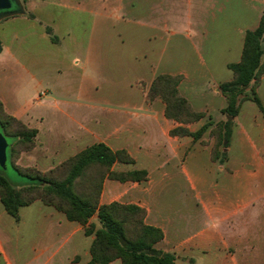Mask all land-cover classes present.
Instances as JSON below:
<instances>
[{
    "label": "crops",
    "instance_id": "1",
    "mask_svg": "<svg viewBox=\"0 0 264 264\" xmlns=\"http://www.w3.org/2000/svg\"><path fill=\"white\" fill-rule=\"evenodd\" d=\"M263 15L264 0H26L21 13L0 21V102L8 115L38 130V148L30 156L41 168L99 143L127 151L148 180L111 184L116 191L111 198L104 191L103 203L121 201L116 193L125 192L129 204L146 210V223L163 230L156 248L174 254L176 264H264V112L252 100L241 101L226 158L215 161V126L200 140L171 136L178 124L166 118L161 99L147 100L142 87L159 75L182 76L179 91L193 110L227 122L220 85L234 79L229 65L241 61L245 36ZM157 38L164 44L155 66L148 57ZM126 47L132 68L123 91L112 94L122 101L108 113L111 126L75 119L70 108L87 107L103 83L114 82L103 78L105 69ZM179 50L191 56L179 60L172 53ZM64 51L81 56L72 63L83 64L78 82L71 76L61 81L62 69L72 74ZM146 74L148 82L142 80ZM53 92L79 103L59 102ZM254 92L264 109V75L247 90ZM45 109L79 126H47ZM193 125L191 132L203 127ZM183 177L187 197L175 204L171 195L183 192ZM20 218L6 212L0 197V264L90 262L93 238L64 213L37 201L21 208ZM29 226L33 234L25 238L20 232Z\"/></svg>",
    "mask_w": 264,
    "mask_h": 264
},
{
    "label": "trees",
    "instance_id": "2",
    "mask_svg": "<svg viewBox=\"0 0 264 264\" xmlns=\"http://www.w3.org/2000/svg\"><path fill=\"white\" fill-rule=\"evenodd\" d=\"M17 11L21 13V9ZM229 69L234 73V79L220 85V90L227 99V107L223 113L229 120L216 124L211 132L215 138L212 150L215 161L221 158L220 148L227 149L230 146L233 120L239 114L241 101L252 100L264 112L256 93L247 94L251 84L254 81L257 83L264 75V15L259 27L246 34L241 61L229 65ZM182 79V76L159 75L148 88L146 98L149 101L161 99L166 105V118L180 124L171 131V136L200 140L213 124H205L197 132L184 127L200 122L205 114L195 112L188 100L181 95L179 87ZM0 132L10 145L7 151L8 161L23 179H10L0 167L1 202L16 222L21 219V208L40 200L64 213L70 222H77L84 227L97 215L101 228L95 230L94 224H90L85 230L86 236H94L90 247L91 260L87 264H112L117 260L121 264H176L174 254L156 248L165 235L162 229L146 223L147 212L144 208L118 202L100 204L103 183L107 178L121 183H142L148 180L146 170L134 169L123 173L113 170L117 163L135 165L127 151H113L103 143L95 144L42 175L23 171L15 165L14 161L21 151L28 152L34 148L39 132L8 115L1 102ZM222 155L225 159V154ZM80 182L87 186L83 193L77 190Z\"/></svg>",
    "mask_w": 264,
    "mask_h": 264
},
{
    "label": "rangeland",
    "instance_id": "3",
    "mask_svg": "<svg viewBox=\"0 0 264 264\" xmlns=\"http://www.w3.org/2000/svg\"><path fill=\"white\" fill-rule=\"evenodd\" d=\"M19 1H20V3L22 5H24L26 0H19ZM137 38H139V36H137ZM119 42H120V44H122V39H119ZM163 44H164V42H162L160 40V38H157V41L153 40V42H152L153 52L148 57V60H151V64L152 65L156 66L157 63L159 62L160 54L162 53L161 49L163 48ZM174 52L178 54V57H179L178 59L179 60L183 59L184 56L186 58V56L188 55L187 53H189L190 56H191V53H190L189 50L172 51V53H174ZM63 53H64V55L69 56V60H70L71 64L73 63V61H74V59L76 57H79V58L81 57L79 54L73 55V52H71V51H64ZM128 53H129L128 47L121 48V50L119 51L120 60L118 62L116 60H114L105 69V70L108 71V76L104 75L103 78L107 79V77H108L109 80L110 79H114V82L112 80H110V82L103 83L102 88H101V86L99 88V94L97 95V97L94 98L93 100H87V103H88L87 107L72 106L70 108L71 112L75 116V119L80 120V122L87 123V126L88 125L89 126H111L108 113L110 112V110L119 108L120 104H121L120 102L122 101L120 98H118L116 96L112 97V94L116 93V92H119V91H123V89H121V88H124V86L127 85L128 83L123 82L122 80L125 77L128 76L127 73L131 72L130 70L132 68L131 67V63L129 61H127V59H126L127 56H128ZM170 53H171V51L169 50L167 52V55H164V59L165 60L168 59ZM201 53L206 55V51H203V52L201 51ZM148 60H146V62H148ZM141 62H143V61H141ZM82 69H83L82 62L79 65H77V66H73V64H72V70H71L72 74L67 73L68 70L65 71L64 69H62L61 81L62 82H66L67 81L66 78L71 76L73 80L78 82L77 79L79 78V73L81 72ZM149 74H152V73L149 71ZM149 74L144 75L142 77V80L143 81H147V82L150 81L149 79H150L151 76ZM117 77L120 78V81H121L120 84H117L116 83L117 81H115ZM151 83H149V84L144 83V85H142V87L145 88L146 93H147L148 87H150ZM51 95L54 98L58 99L59 102L68 101L69 103H73V104L74 103H79V99L77 97H74V96H71V97L61 96L59 94H55L54 92L51 93ZM91 106L99 107V108H101V110H99V109L95 110V108H92ZM42 112L45 113L46 116L50 119V122L48 124H46L47 126H61V127L70 126V125L79 126V125H76V123H72L71 124L70 122H67L66 119H64L65 116L63 114H60L59 112L55 114V118H53L51 116L52 111H50L48 109H45ZM100 121L102 122L101 125H100ZM201 121L202 122L200 124H198V125H193V124H190V125H193V126H204L205 124L212 123L213 124L212 126H217L216 124H218V123H215L214 120H212L210 117H207V115H205V118L202 119ZM221 123H224V122H221ZM177 124H178V126H180L179 123H177ZM194 124H196V123H194ZM190 125H187V126H184V127L188 128V126H190ZM61 130H62V128H61ZM210 136L213 137L212 134ZM213 139L215 140V138H213ZM37 146H38V139H36L35 146H34L33 149H31L28 152H22V151L20 152L19 157L17 159H15V161H14L15 165L18 166L23 171H28V172H31V173H40L42 175H46V174L49 173L50 170H52L54 168H57L58 166H60L61 164L64 163V162H61V163L54 164L51 169H47V168H44V167L41 168V167L37 166V164H34V162L31 160V156H30L36 150V148H38ZM222 150H224V151H222ZM220 153H221V156H223L222 154L223 153L225 154V148L221 147L220 148ZM36 160H37V158L35 159V161ZM7 165H8V169L6 171L7 172L6 175L10 179H12L14 181L23 180L22 178H20L17 175V173L15 172V170H14V168H13V166H12L10 161H8ZM125 165L126 164H124V163H117V164L114 165L113 170L115 172H117V173H123V172H128V171H126L127 169H129L127 167H130L132 169L135 168L134 165H127V166H125ZM94 172L97 173L96 170H94ZM95 173H93V174H95ZM83 183L84 182H80V184L77 187V190L80 193H83L87 189V186H84ZM120 183L121 182H119V181L110 180L108 178L104 181L103 190H102V193H101V196H100V200H99L101 205L105 204V203H103V200H102L104 191H106L105 192L106 196H107V194H109L108 196L111 198L112 192L116 191L115 189H113L111 184H117L118 185ZM107 184H108V187L105 190V185H107ZM178 186L180 187L179 189H181L183 192L179 193V194H173L171 196L173 197V203H175V204L180 203L182 205L184 203L183 200L187 197V193L186 192H188V189H187L188 185H187V180H186L185 177H183V179L180 181ZM88 191L91 192L92 190L88 189ZM179 192H181V191H179ZM125 195H126V193L123 192L122 190L117 191L116 196H121L122 199H120L121 201L116 199L112 203L118 202V203H121V204H129L128 203V199L124 198ZM38 201L43 203L40 200H38ZM35 202H37V201H35ZM108 204H111V203H108ZM31 220H32V216L30 215L28 217V220H26L30 226L32 225V221ZM75 223H77V222H75ZM90 224H94L95 230H98V229L101 228V224L98 221L97 215H95L90 220V222H89V224L87 226L84 227L81 224H79V225H81L84 228V233H85L86 228ZM30 226L21 230L20 234L23 237L31 238V236L33 234V231H32V228ZM87 237L94 239V236H87ZM9 250L10 249H8V251ZM112 264H121V261L117 260V261L113 262Z\"/></svg>",
    "mask_w": 264,
    "mask_h": 264
},
{
    "label": "water",
    "instance_id": "4",
    "mask_svg": "<svg viewBox=\"0 0 264 264\" xmlns=\"http://www.w3.org/2000/svg\"><path fill=\"white\" fill-rule=\"evenodd\" d=\"M14 0H0V12H6L3 16H0V21L6 17L13 16L19 13L17 10H12ZM9 143L6 137L0 132V167L7 171L8 169V155Z\"/></svg>",
    "mask_w": 264,
    "mask_h": 264
},
{
    "label": "flooded vegetation",
    "instance_id": "5",
    "mask_svg": "<svg viewBox=\"0 0 264 264\" xmlns=\"http://www.w3.org/2000/svg\"><path fill=\"white\" fill-rule=\"evenodd\" d=\"M22 7V4L20 3L19 0H14V4H13V7H12V10L16 11V10H19L21 9ZM6 12H0V16H3Z\"/></svg>",
    "mask_w": 264,
    "mask_h": 264
}]
</instances>
